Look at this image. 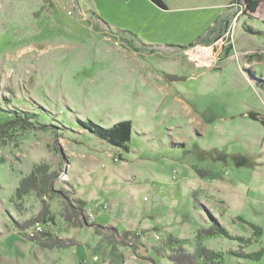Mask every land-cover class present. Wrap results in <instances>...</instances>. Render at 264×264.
Wrapping results in <instances>:
<instances>
[{
	"label": "rangeland",
	"instance_id": "obj_1",
	"mask_svg": "<svg viewBox=\"0 0 264 264\" xmlns=\"http://www.w3.org/2000/svg\"><path fill=\"white\" fill-rule=\"evenodd\" d=\"M161 2L0 0V264H264V2Z\"/></svg>",
	"mask_w": 264,
	"mask_h": 264
},
{
	"label": "trees",
	"instance_id": "obj_2",
	"mask_svg": "<svg viewBox=\"0 0 264 264\" xmlns=\"http://www.w3.org/2000/svg\"><path fill=\"white\" fill-rule=\"evenodd\" d=\"M153 3H155L157 6L164 8L163 3L161 0H151ZM237 1V0H235ZM245 3V10L249 13H255L258 9L259 5L264 2V0H243ZM251 31V29H248ZM264 84V81H262ZM249 117L255 121H259L256 114L249 113ZM262 124L264 125V120H261ZM80 124L85 128L88 129L91 133H93L96 137H98L100 140L106 142L111 147H114L119 150H123L125 152L129 151L128 144L131 139L132 134V125L130 121H121L109 128H103L91 121L88 122H81ZM25 180H22L21 186L17 189V193L19 196L29 193L30 190L29 186H26L27 189L23 187ZM35 186V185H34ZM35 188V187H34ZM81 208V207H80ZM79 208V209H80ZM258 230V229H257ZM223 233V232H222ZM200 237H203L201 235H204L206 237L220 235L219 233H216L215 231L207 232V233H198ZM170 243L175 242L170 240ZM62 244V243H61ZM41 245L52 247L51 244H47L44 242H41ZM183 251L178 249H173V251L168 256V259L172 261L175 264H198L199 260L206 261V260H215L216 258H220L218 254H214L212 252L208 253L209 251H206L203 248H199L194 255H189L186 253H182ZM209 254V256H208ZM255 256H260L259 254H251V255H242V257L245 258H253ZM200 261V262H201Z\"/></svg>",
	"mask_w": 264,
	"mask_h": 264
},
{
	"label": "built area",
	"instance_id": "obj_3",
	"mask_svg": "<svg viewBox=\"0 0 264 264\" xmlns=\"http://www.w3.org/2000/svg\"><path fill=\"white\" fill-rule=\"evenodd\" d=\"M36 230H37V231H42V228H41V226H40L39 224L37 225ZM94 259L97 260V257H94Z\"/></svg>",
	"mask_w": 264,
	"mask_h": 264
},
{
	"label": "crops",
	"instance_id": "obj_4",
	"mask_svg": "<svg viewBox=\"0 0 264 264\" xmlns=\"http://www.w3.org/2000/svg\"><path fill=\"white\" fill-rule=\"evenodd\" d=\"M94 257H96V256H94Z\"/></svg>",
	"mask_w": 264,
	"mask_h": 264
}]
</instances>
